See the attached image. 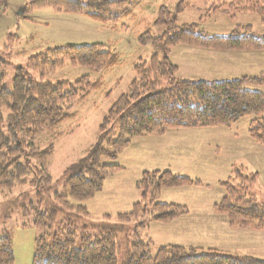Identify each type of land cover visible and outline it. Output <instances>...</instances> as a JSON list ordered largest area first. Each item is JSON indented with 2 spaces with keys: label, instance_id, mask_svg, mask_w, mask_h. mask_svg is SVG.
Returning <instances> with one entry per match:
<instances>
[{
  "label": "rangeland",
  "instance_id": "rangeland-1",
  "mask_svg": "<svg viewBox=\"0 0 264 264\" xmlns=\"http://www.w3.org/2000/svg\"><path fill=\"white\" fill-rule=\"evenodd\" d=\"M32 1L0 0V57L5 61L6 88L12 87L16 69L26 68L31 57L67 44H101L115 52L119 60L106 72H94L68 62L50 74L52 83H74L87 76L98 87L73 103L70 113L75 118L65 121L57 131L62 134L55 135L54 152L47 164L53 181L49 195L67 194L63 188L65 181L77 172L89 147L96 143L104 115L120 95L128 92L135 76L134 66L149 62L157 52L155 39L168 32L172 23L195 25L196 30L218 36L249 26L252 35L264 37V17L249 9L256 0H124L112 6L116 20L104 23L82 14L57 12L52 7L30 8ZM213 53L178 44L171 48L168 58L177 68L176 77L181 79L200 75L208 82L214 80L210 77L222 81L221 77L233 73H240L239 78H264V52L227 54L223 64ZM74 87L83 86L79 83ZM251 89L264 97V86ZM250 125L248 116L229 127H180L154 135L157 141L132 140L114 161H104L120 170L106 177L101 190L92 198L79 202L88 212L81 224L109 223L121 253L126 244L142 241L151 257L156 256L160 247L176 245L264 260V231L230 224L227 216L215 210L226 195L225 185L241 186L247 199L264 208V146L251 138ZM154 171H169L199 184L162 187L156 197L150 185L143 197L138 182L144 172ZM22 188L28 189V183ZM18 191L15 187L11 193L0 190V235L10 238L13 264H32L35 242L46 230L32 224V211L24 212L11 200ZM30 201H35L34 191H29V200L25 202L28 210ZM139 202L144 206L143 212L129 220L120 218ZM155 203L182 205L187 213L159 222L152 217ZM210 209L216 216L209 221L196 220L207 216ZM247 231L258 232L261 238Z\"/></svg>",
  "mask_w": 264,
  "mask_h": 264
},
{
  "label": "trees",
  "instance_id": "trees-1",
  "mask_svg": "<svg viewBox=\"0 0 264 264\" xmlns=\"http://www.w3.org/2000/svg\"><path fill=\"white\" fill-rule=\"evenodd\" d=\"M123 1L33 0L28 6L52 7L57 12L82 14L104 23L116 20L112 6ZM249 9L264 17L263 0H256ZM178 44L205 51L264 52V37L252 35L249 26L218 36L196 30L195 25L172 23L168 32L155 39L157 52L149 62L134 66L135 76L128 92L120 95L104 115L96 143L89 147L77 172L65 181L63 188L67 194H47L53 186L47 169L54 152L53 140L55 135L62 134L57 132L61 125L75 118L70 113L73 103L83 100L98 85H92L87 76L74 83H52L50 74L68 62L94 72H106L118 64V56L101 44H67L31 57L26 68L18 67L11 88L4 85L5 61L0 57V190L11 193L14 187L19 188L11 200L24 212H33V225L45 227L46 232L35 242L32 264H264V260L248 256L176 245L160 247L156 256L151 257L142 241L126 244L121 253L109 223L80 222L88 212L79 202L92 198L101 190L105 178L120 170L104 161H114L137 137L160 136L180 127H229L249 116L251 138L264 146V97L251 89L264 86V78L245 76L212 82L178 78L177 68L168 58L171 48ZM79 83L83 87H74ZM27 183L28 189H23ZM187 184L199 182L169 171H154L144 172L138 187L145 197L151 185L156 197L162 187ZM225 186L226 195L215 210L227 216L230 224L264 231V208L247 199L241 186ZM29 191H34L35 201H30L28 210L25 202L29 200ZM153 208L152 217L159 222L187 213L178 204L155 203ZM143 210L144 206L136 203L131 212L120 218L129 220ZM0 264H13L11 242L6 234L0 235Z\"/></svg>",
  "mask_w": 264,
  "mask_h": 264
},
{
  "label": "crops",
  "instance_id": "crops-1",
  "mask_svg": "<svg viewBox=\"0 0 264 264\" xmlns=\"http://www.w3.org/2000/svg\"><path fill=\"white\" fill-rule=\"evenodd\" d=\"M213 52H215V53H213V54H216L215 56H218V60H219V62L220 63H222L223 64V58H224V56H227V54H235V53H237V52H223V51H213ZM238 53H241V54H246V53H252V51H246V52H238ZM264 54V53H263ZM241 70H243V68L241 69ZM241 74L240 73H233V74H229L228 76H226V77H221V79H223V80H233V79H239V76H240ZM242 77V76H241ZM189 79H191L190 81H196V80H206L203 76H200V75H197V76H193V78H189ZM188 79V80H189ZM208 79H214V80H212V81H217V79H219V78H217V77H210V78H208ZM187 80V79H186ZM156 137H154V135H146V136H141V137H137V138H135V139H133V141L135 140V142H149V141H157L158 139H155ZM151 149H153V148H151ZM214 211L212 210V209H210L209 211H208V215L207 216H203V217H200V218H198V219H196L198 222L199 221H209L212 217H214V216H216V215H214ZM247 232H249V231H247ZM250 234H253V235H258L260 238H261V235H259L260 233H258V232H249ZM243 236V235H242ZM229 253H231V252H229ZM249 257V256H248Z\"/></svg>",
  "mask_w": 264,
  "mask_h": 264
}]
</instances>
